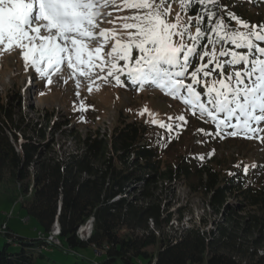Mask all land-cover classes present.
I'll return each instance as SVG.
<instances>
[{
	"label": "trees",
	"instance_id": "16d2710c",
	"mask_svg": "<svg viewBox=\"0 0 264 264\" xmlns=\"http://www.w3.org/2000/svg\"><path fill=\"white\" fill-rule=\"evenodd\" d=\"M221 3L250 24L264 23V0ZM71 121L59 123L72 147H59L47 140L50 123L27 121L0 96V191L43 228L30 238L2 222L0 264H36L35 253L49 258L43 251L52 246H92L102 252L98 264H264V174L192 149L167 159L151 139L157 127L138 119L85 131ZM166 182L183 184L206 205L198 221L184 224L188 205L170 211ZM57 218L60 244L47 241ZM90 220L92 232L82 239L79 230Z\"/></svg>",
	"mask_w": 264,
	"mask_h": 264
},
{
	"label": "snow or ice",
	"instance_id": "6c2138e0",
	"mask_svg": "<svg viewBox=\"0 0 264 264\" xmlns=\"http://www.w3.org/2000/svg\"><path fill=\"white\" fill-rule=\"evenodd\" d=\"M116 6L131 14L104 28ZM12 51L47 85L67 84L65 70L77 88L93 77L152 85L211 122L214 132L199 130L206 136L264 143V23L225 12L221 0H0V53Z\"/></svg>",
	"mask_w": 264,
	"mask_h": 264
},
{
	"label": "rangeland",
	"instance_id": "374dc122",
	"mask_svg": "<svg viewBox=\"0 0 264 264\" xmlns=\"http://www.w3.org/2000/svg\"><path fill=\"white\" fill-rule=\"evenodd\" d=\"M121 2L122 0H117V5H120ZM173 7L178 10V4ZM110 11L113 23H104V28L111 29L119 26L118 18L131 14L130 10L119 6L112 7ZM33 71L32 69L25 70L22 58L17 56L15 51L0 53V96L27 121L37 122L39 120L43 121L44 125L47 122L50 123L52 127L48 129L47 140L54 137L59 147L65 146L70 149L73 144L70 139L67 141L60 135L62 130L67 127L62 126L64 123L60 125L59 122L63 119L73 117L71 125L78 121L80 130L85 131L87 126L99 127L101 130L109 129L120 117L127 120L138 119L157 127L151 139L165 152L164 157L167 159L173 160L178 153L188 152L191 149L194 154L212 153L214 149V153L221 160L229 164L234 163L235 166L242 164V169L245 165L250 166L253 163L258 166L264 165V143L244 137L220 139L206 136L199 130L214 132L215 126L211 122L205 123L198 114L193 116L181 101L167 96L155 86L146 85L139 91L135 90L137 87H132L128 82H125L124 86H117L114 80L101 81L93 77L88 80L82 79L80 87L77 88L75 78L70 77L68 70L63 72L64 78L68 80L67 84L61 82L57 85L54 82L53 85H47L46 80L41 81L38 74L34 76ZM100 75L103 74L100 73ZM53 79L55 81L56 78ZM89 87L92 88L91 92H89ZM42 92L44 95H41ZM77 92L80 95H76ZM144 108L154 115L148 113L140 115ZM179 115H185L186 123L175 120V117ZM169 116L173 119L169 120ZM153 120L157 123H153ZM161 122L172 123L173 131L170 133L167 129L161 128L159 126ZM57 124L61 127L53 134L56 129L54 126ZM177 124L181 126L176 127ZM254 172L262 175L264 167H249L248 174L251 175ZM165 186L167 193L164 196V202L170 204V211H176L179 207L188 205V210L184 215L185 225H190L189 218L194 217L198 221L200 216L205 213L206 205L199 197L190 195L183 184L166 182ZM28 216L29 214L22 207L21 202L9 201L0 191V228L2 222L6 221L20 235L36 238L43 228L35 218L31 217L29 220ZM177 216L178 214H174V226H177ZM92 228L93 224L91 223L90 226V222H87L81 227V230L85 231L80 230V233L82 235L91 234ZM41 236L44 235L41 234ZM47 241L53 243L50 240ZM5 242H7V238L0 234V245ZM10 249L15 250L14 245H10ZM67 249V246H64V249L57 246L44 248L43 252L49 258H43L36 252V264H98L102 258L100 255L102 252L97 253L92 246L78 247L74 251ZM149 249L156 251L157 247L151 246ZM194 264L208 263L205 260L203 263Z\"/></svg>",
	"mask_w": 264,
	"mask_h": 264
},
{
	"label": "built area",
	"instance_id": "2783aa9c",
	"mask_svg": "<svg viewBox=\"0 0 264 264\" xmlns=\"http://www.w3.org/2000/svg\"><path fill=\"white\" fill-rule=\"evenodd\" d=\"M5 229H6V225H3V226L0 228V230H1L2 232H4ZM87 235H88V234H87ZM83 236H85V235H83ZM41 237L44 238L45 236H41ZM47 240H50L51 242H53V243H55V244H60V240H59V238L56 237V236H47Z\"/></svg>",
	"mask_w": 264,
	"mask_h": 264
},
{
	"label": "bare ground",
	"instance_id": "6f19581e",
	"mask_svg": "<svg viewBox=\"0 0 264 264\" xmlns=\"http://www.w3.org/2000/svg\"><path fill=\"white\" fill-rule=\"evenodd\" d=\"M91 221V220H90ZM90 221H88V222H90ZM56 225V226H55ZM83 231H85V230H83ZM80 232V231H79ZM59 234H60V228H58L57 227V224H54V226H53V231L50 233V236H59ZM82 235V234H81ZM88 235H90V234H88ZM83 236V235H82Z\"/></svg>",
	"mask_w": 264,
	"mask_h": 264
},
{
	"label": "water",
	"instance_id": "95a60500",
	"mask_svg": "<svg viewBox=\"0 0 264 264\" xmlns=\"http://www.w3.org/2000/svg\"><path fill=\"white\" fill-rule=\"evenodd\" d=\"M56 222H57V224H59L58 218L56 219ZM91 223L93 224L92 220L90 221V226H91ZM87 227H89V226H87ZM87 227H85V228H87Z\"/></svg>",
	"mask_w": 264,
	"mask_h": 264
},
{
	"label": "clouds",
	"instance_id": "9594fccd",
	"mask_svg": "<svg viewBox=\"0 0 264 264\" xmlns=\"http://www.w3.org/2000/svg\"><path fill=\"white\" fill-rule=\"evenodd\" d=\"M81 231H83V230H81ZM81 238L83 239L84 237H83V236H81Z\"/></svg>",
	"mask_w": 264,
	"mask_h": 264
}]
</instances>
